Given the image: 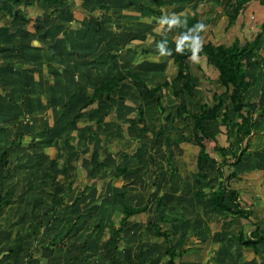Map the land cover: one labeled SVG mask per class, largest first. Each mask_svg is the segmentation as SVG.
<instances>
[{"label": "rangeland", "instance_id": "rangeland-1", "mask_svg": "<svg viewBox=\"0 0 264 264\" xmlns=\"http://www.w3.org/2000/svg\"><path fill=\"white\" fill-rule=\"evenodd\" d=\"M2 1L0 0V4ZM57 1L62 3L59 15L62 12H70L71 19L74 18V10L75 17H80L84 13L82 7L86 4L82 6V0ZM234 1L231 0L230 4H217L214 0H152L155 9L162 7L164 11L166 18L162 20L157 17L153 18L150 10L142 11L141 9L139 11V8L135 6L127 7L126 0H107L108 3L104 4L109 6L108 10L103 4H99L96 10L91 9L90 13L88 12L90 16L87 19L88 23L79 27L83 29L75 31H69L68 24L78 26V22H68L65 14L62 15L61 20L57 14L51 18L48 17L46 13L48 11L42 2L25 7L27 17L31 20L25 23L16 18L12 19L6 11L0 10V48L10 47L0 51V87L5 89V94L0 96L2 101L0 115L2 118L3 116L8 117V123L7 120L4 121L6 118L2 121L0 119V127L7 125L4 131H0V152L6 145L11 148L8 155L10 163L9 165H5L4 161L0 163V175L10 166L13 168L12 176L3 182L5 189L2 194L5 198L21 200H17L18 205L12 207L15 217L19 219L22 215L23 217L28 214L38 215L41 211V216H43L44 208L24 207L23 209L20 204L33 201L30 199L32 197L38 199V193L41 196L38 191L34 192L36 195H31V192H28L29 189L39 187L48 190L52 186L57 189L61 184L67 183L68 175L75 176L76 170L74 171L73 167H66L71 152L76 158L82 155L78 151L81 149L90 157L93 150L95 154V150L100 146L109 145L112 150H109L110 154L104 158L114 166L113 169L110 172H102L100 168L94 170L95 163L92 164L89 159L87 160L86 155L80 156L77 166L78 178L74 185L75 191L69 199L73 200L76 193L79 194L85 186H89L82 196V201L77 203L80 207L75 212L82 215L92 214L95 216L94 221L90 220L85 224L84 218L78 215L79 222L71 224L70 219L77 216L73 211V206L62 207L61 216L64 217L60 220H57L59 218L53 219L50 226L49 223H45L49 218L39 215V221L45 224L47 239L51 240L54 236L67 233L70 238L66 247L70 254L76 256L82 252L80 242H83L82 244L89 242V245H92L96 241L89 237L88 231L91 234L95 224H100L98 225L100 228L94 231L99 232L97 236L100 237V241L94 246L98 245L101 250L105 249L103 245L108 235L102 232V227H105V232L111 234L112 227L119 225L125 201L117 197L115 193L123 191L129 203H150L147 213H143L128 223L120 243V249L129 248L132 252L130 255L134 259V249L139 252L137 247L141 245H138L140 242L144 241V237L148 239L147 236H149L155 239L152 220L156 218L157 198L161 196L163 200L159 206L160 209L177 206L180 210H185L184 202L185 204L195 203V206L199 207V209L194 207V211L187 213L189 222H179L180 225L163 224L164 229L168 226H171L170 229L177 226L181 234L183 231L192 232L190 236L193 239L190 245L192 244L191 247L194 250L190 248L189 252L177 258V262L182 261V264H264V248H261V253L257 254L252 249L242 246L239 249L230 250V259L227 263L223 261L226 252L223 241L230 245L225 238L237 233L241 228L250 236L251 231L259 223L261 226L264 224V116L258 112L254 114V130L256 131L249 139L250 148L246 161L238 166L225 167L227 175L234 168L240 173V178L232 179L230 186L239 190V203L242 208V216L232 221L226 218L227 223H223L220 218L211 221V215L209 216V213L203 209L205 199L200 196L199 185L195 181L198 172L199 147L192 141V138L191 140L185 139L192 132L190 125H186L187 121H179L171 125L166 132V137L154 138L161 129V120L170 124L171 117L181 102H186L193 109H197L198 101H202L203 96L211 101L214 90H223L217 82L218 71L209 65L205 58L196 56L190 60L198 85L194 100H186L184 97L178 100L166 92L162 98L165 112L161 115L156 102L143 97L144 86L138 79L133 78L126 80L115 92L113 99L118 101L95 103L85 111L86 116L81 119L77 127L69 123L73 115L79 111L80 105L90 98L95 84L115 75H123L129 67H132L133 72L140 74L139 76L149 85L160 82L165 77L173 76L177 71L173 55L180 47L185 33L184 31L178 32L179 30H175L174 26L185 27L186 24H193L197 11L201 25L207 24L206 40L230 42L236 35H241L242 38H254L261 30L256 14L249 15L245 19L240 16L234 26L227 28L225 6H235ZM72 4L74 5L71 7ZM7 5L10 7V1ZM195 7L198 8L197 11ZM20 8L23 9L24 6L21 5ZM94 18L105 26L103 33L96 34L95 28L98 26ZM135 20L140 21L141 27H134ZM178 21L180 24L175 25ZM42 22L44 24L41 26ZM99 29L102 30L101 27ZM84 30H88L86 40L81 39L83 36L76 34L77 31ZM73 32H75L74 35H72ZM100 36L101 39H99ZM189 39L192 41L194 38L190 35ZM80 42H82L81 46L78 44ZM193 43L194 48L199 47L195 40ZM22 63L27 64L26 72H13L12 68ZM255 100L260 103L264 99L256 97ZM137 102L141 104L138 103V105ZM138 106L144 107L145 111V120L141 121L139 126L148 128L149 131L148 135L143 137L139 132V126L133 128L129 121L130 118L138 116ZM97 112L104 120L101 128L93 126L95 118L99 116ZM83 120H88V122L85 123ZM118 123L121 125L119 128ZM88 126L92 128H86ZM47 128H50L51 132H47ZM94 128L98 132L96 138L92 132ZM212 128L219 133L217 140H206V145L211 155L221 162L222 155L214 147L216 144L229 146L230 139L226 126L214 124ZM21 133L25 135L19 139L20 145L13 146V139H17ZM230 133L235 138V130ZM58 134L62 137L53 142L52 139ZM126 152L130 154L127 163L131 170L128 174L116 177L115 167L125 163L124 154ZM229 152L230 149L227 150V153ZM151 155L156 158L155 163L151 161ZM254 162L257 164L255 167ZM49 164L59 174L58 183H53L49 177L47 181L42 180ZM215 165L216 163L210 161V165L206 164L203 167L204 172L209 175L201 178L203 182L201 186L215 183L216 188L220 189L221 178L217 174ZM173 167L177 169L171 176ZM92 169L94 173L91 175ZM34 171L37 173L33 178ZM46 193L43 200L53 202L54 197ZM30 203L33 204V202ZM10 209L11 207L7 208V214L11 213ZM67 213L73 216L68 217ZM172 215L181 218V212L175 211ZM196 216L201 218L196 219ZM0 219L4 221L5 214L2 213ZM25 219L24 223H26ZM43 227L40 225V228ZM40 228L36 226L37 230ZM198 230H201L199 237L201 241H198L196 236ZM176 237V235L173 236L174 239ZM155 241L160 240L155 239ZM231 243H233L232 247L238 244L237 241ZM167 247L166 242H157L156 252L162 253ZM67 248L63 247L59 255L58 253L44 255L37 247L33 248L29 262L36 264L37 259L34 258L36 256V258H41L39 264H83L84 256L90 264H107L102 254H93L91 251H83V256L79 255L80 259L74 262L65 256ZM42 257L46 259L43 263H41Z\"/></svg>", "mask_w": 264, "mask_h": 264}, {"label": "trees", "instance_id": "trees-1", "mask_svg": "<svg viewBox=\"0 0 264 264\" xmlns=\"http://www.w3.org/2000/svg\"><path fill=\"white\" fill-rule=\"evenodd\" d=\"M8 1H10L12 7L11 5L8 7ZM36 1L42 2L45 5L44 8L48 12H44H46L50 18L59 12L60 6L62 4H60L57 0H3L0 4V10L6 11V13L11 16L12 19L16 18L24 23L26 21L30 22L31 20L27 17L25 7L34 5ZM227 1L229 3H226ZM250 1L251 0H235V6H225L227 14V28H231L237 23L240 14L245 8V5ZM214 2L217 4H230L231 0H214ZM21 5L24 6L23 9L20 8ZM139 7H141L142 11L150 10L153 17H157L162 20L166 18L162 7L155 9L149 3L145 5L140 3ZM69 20L70 18H68V21ZM94 21H97L96 25L98 26L95 28L96 34L103 33L105 30L103 23L98 21L97 18H94ZM62 22L66 23L64 21ZM193 22L194 23L192 24L191 31L188 33V37L183 41L182 45L173 55L174 62L177 65V71L173 76L165 77L164 80L156 82L153 85H149L145 79L139 76L140 74L138 75L137 72H133L132 67H129L125 74L119 76L115 75L107 80L103 79L101 82L95 84L94 88L91 90L90 98L85 100L80 105L79 111L73 115L71 120H69V123L71 126L77 127L78 123L81 122V119L86 116L85 111L95 103L116 101L117 99H113L115 92L126 80L133 78L138 79L140 84L144 86L145 92L142 93L143 97L145 99L155 101L161 115L165 112L162 98L166 92L178 100L181 97L186 98V100H194L197 95L196 90L198 85L194 78L190 60L196 56L205 58L206 62L218 71L217 82L220 87L223 88V90H214L211 101H208L203 96L202 101H198L197 109H193L186 102H181L179 108L176 109L175 114H173L171 117L170 124L164 123L161 120L162 128L155 134L154 138L157 139V137H166V132L169 130L171 125L173 126V124H176L179 121H187L186 125H190L192 132L191 135H189V137H185V139L191 140L192 138V141H194V143L199 147V151L197 153L198 172L196 174L195 181L199 185L200 196L205 199V201H203V209L206 213H209V216L211 215V221H213V219L220 218L223 220V223H227L228 221L226 220L228 218H230L229 221H232L237 217L240 218L242 216V208L239 203V190L230 186V181L234 178H240V173L234 168L227 175L225 172V167L228 165H232V167L236 165L238 166L246 161L250 148L249 139L256 131L254 130V114L255 112H258L261 114V116H264V100H262L260 103H257L255 100L256 97H263L264 99V23L261 25V30L258 31L252 39L242 38L241 35H236L230 42H214L213 40L205 39L207 24L205 23L204 25H201L198 11ZM99 27H101L102 30L99 29ZM86 34L87 32H82L83 39L87 37ZM190 35L194 38L192 41L189 39ZM99 39H101V36ZM194 40L195 43L199 45V47H193ZM9 48L10 47L6 46L4 48L1 47L0 51L7 50ZM84 48L86 47L84 46ZM83 56H85V53ZM26 65L27 64L25 63L17 64L12 68L14 70L13 72L16 71L25 73ZM4 94L5 89L0 87V96ZM70 99H72V96H70ZM0 103H2L1 100ZM138 103L139 102H137V104ZM0 107H2V105H0ZM137 112L138 116L130 118L129 120L131 122L130 125L133 128L135 126H139L141 121L145 120L144 107L138 106ZM97 115L99 116L95 118L93 126L95 127L96 125V127L101 128L103 126L104 120L101 119V114L99 112H97ZM0 119L1 121L4 119L5 122L7 120L8 123L7 116H3L2 118L0 115ZM214 124H216V126H226V132L230 139L229 146L216 144L214 147L215 150L222 155L221 162H218L211 155L206 145V140H217L219 133L212 128ZM89 126L86 128L91 129L92 127ZM120 126L121 125L119 124L118 128ZM6 127L7 125L1 126L0 131H4ZM47 129V132H51L50 128ZM139 130L141 135H148L149 133L148 128H142L139 126ZM232 130H235L236 132L235 138L232 137L230 133ZM92 132L93 136L96 138L98 134L96 128H94ZM24 135L25 134L21 133L17 139H13L12 145H20L19 139L23 138ZM61 137L62 136L58 134V136L52 140L54 142V140H59ZM10 149L11 148L7 145L2 148L0 152V163L4 161L5 165H9L10 160L8 155L10 153ZM228 149H230L229 153H227ZM109 150H112L109 145L100 146L95 150V154L93 153L92 157L90 158L92 164L95 163L93 165L94 170L95 168H100L102 172H110L113 169L114 166H112V164L104 158L110 154ZM78 151L81 154L84 153L81 149ZM124 156L125 163L123 165L119 164L115 167L117 171L116 177L127 174L131 170L129 164L127 163L130 159V154L126 152ZM69 157L70 158L67 160L66 167H73L74 171L77 170L79 161L78 159L80 157L77 156L78 158H75V154L72 152L69 154ZM150 159L153 161V163H155L156 158L153 155L150 156ZM210 161L216 163L214 167L217 171V174L221 178L219 183L220 189L216 188L215 183L209 186H201L203 183L201 178H206L209 175V173L204 172L203 167L206 164L210 165ZM256 165L257 164L254 162L253 166L255 167ZM93 169L91 170V175L94 173ZM176 169V167L172 168V172L170 174L171 176L174 175ZM55 170L56 169H54L53 166H50L49 164L46 170V175L42 176V180L47 181L49 180L47 177H49L53 183H58L59 174ZM12 172L14 171L10 166L6 171L1 173L0 186H2V191L5 189V186H3L4 180H6L8 177L10 178L13 174ZM36 173L37 172L35 171L32 173L33 178L36 176ZM77 178V173H75L74 177L68 175L66 178L67 183L60 185V187L63 186V191L61 193L57 191L58 189L56 190V188H54L55 186H52L48 191L46 190L49 195L54 197L53 199L55 207L52 208L53 218L59 212L60 208L64 206L72 207L81 199H83L82 196L87 192L89 186H85V188L81 190L79 194L76 193L72 198L73 200L71 203H68L67 201L72 197V194L75 191L74 185ZM2 191L0 192V209L13 200V198H5L2 194ZM115 195L123 199L125 202L123 204L122 217L119 221V225L112 227V233L107 240V243L109 244L108 246H110L109 249L112 251L110 254V261L114 259V251L120 249V243L128 223L137 219L143 213H147L150 208L149 202H143L140 204L127 202L126 194L123 191L116 192ZM162 200L163 199L161 196L157 198V214L156 218L152 220L153 234L158 238H162L168 245L167 250L160 258L161 264H176L177 258L182 257L184 254L189 252L190 248H180V245L177 244L179 238L176 241L172 239V235L177 232V229H164L163 224L168 223V216L174 214L175 211L181 212V218L187 220V218H189L187 213L194 211V207H187L185 210H180V208L177 206L173 208L168 207L165 209H160L159 206L162 203ZM172 220L173 222H178L180 219H170V222ZM34 225L40 228V225L43 226L44 224L40 221ZM98 225L100 224H95L94 228H92V230H94L91 234H93L96 229L100 228ZM69 238L70 237H68V234L65 233V235H62L59 239H53L48 244V246H64L66 245ZM225 240L229 242L237 241V243L243 247L247 249H253L254 252L258 253L259 245L264 243V227H262L259 223L256 228L251 231L250 236H248L244 229L241 228L237 233L231 234L228 236V238H225ZM85 246L86 244L84 243L81 245V248L84 249ZM138 250L139 252L134 256L137 262L135 261L134 263L131 259V255L128 254L126 258H128L129 262H133V264H140V262L144 261L148 249L140 245ZM10 252L13 253L14 250H11ZM76 259H80V256H78Z\"/></svg>", "mask_w": 264, "mask_h": 264}, {"label": "crops", "instance_id": "crops-1", "mask_svg": "<svg viewBox=\"0 0 264 264\" xmlns=\"http://www.w3.org/2000/svg\"><path fill=\"white\" fill-rule=\"evenodd\" d=\"M106 1L107 0H85V1L82 0L81 1L82 2L81 5L84 6L86 4L85 7H82L81 6L83 8V10H84V13H82L81 14L82 16H80V17H78V16L75 17L76 16V12L74 10V12H73V15H74L73 17L74 18H71L68 22L74 23L76 21V22H78V26L77 25L76 26H73L74 24H68L69 27H70L69 31H75V30L83 29V28H79V27L83 26L84 23H85V25H86V23H88V20L87 19L90 17L89 16V13H90L89 11L91 9L96 10L99 7V4H103V6L106 7V9L108 10L109 9L108 8L109 6L107 4H104V3H108ZM151 1L152 0H126L125 3H126V6L127 7H134L135 6V8H139V11H141V8L139 7L140 6V3H143L144 5L147 4V3H149L153 8H155V6L152 4ZM37 3H39V2H37ZM73 5L74 4H72L71 7ZM158 8H161V7H158ZM195 8H197V7H195ZM115 13H117V12H115ZM64 14L66 15L65 17L68 20V18H70V13L69 12H67V13L62 12L60 15L57 13V16L61 20L62 19L61 17ZM253 14H256L257 15V18H258L259 24H260V28H261L262 27L261 26L262 23H264V0H251L250 2H248L245 5V8L242 11V13L240 14V16H242L243 19H245V17H248L249 15H253ZM240 16H239L238 19H240ZM155 19L157 20V18H155ZM155 19H153V21H155ZM64 21H66V20H64ZM178 22H176L175 25L180 24V21H178ZM43 24H44V22L41 23V26ZM133 24H135L134 27H139V26L141 27L140 21H136L135 20L133 22ZM176 27H177V29H176ZM185 27L184 26L183 27L182 26H174L175 30H179L178 32H182V31L185 32L184 35H183V41L186 40V38L188 37V34L187 33L191 31L192 24H190V25L189 24H186ZM82 32L83 31H77L76 34L78 36L79 35L82 36ZM84 32H87L86 36H88V30H84ZM74 34H75V32L72 33V35H74ZM81 39H83V38H81ZM84 39L86 40V37ZM183 41L181 42L180 46L182 45ZM81 43L82 42H80L78 44L81 46L82 45ZM82 53H84V52H82ZM112 119L113 118H111V120ZM83 121L85 123L88 122L87 120H83ZM112 121H114V120H112ZM160 124H161V128H162V122H160ZM115 125H117V122L116 121H115ZM143 136H145V135H142V137ZM93 153H94V150H93ZM83 154L86 155V153H83ZM90 155H91L90 157L86 155L87 156V160L88 159L90 160V158L92 157L93 154H90ZM257 159L259 161V158L258 157H257ZM76 173H78V169L76 170ZM126 176H128V175H126ZM28 188L29 187L27 186V190H28ZM54 188H56V187H54ZM57 189L56 190L59 191V193H61V191H63V188L62 187H58ZM46 190L47 189H40L39 187L29 189L28 192H31V195H36V194H34V192L38 191V192L41 193V196L38 193L37 194V196L39 197L38 199H34V197H32L30 199H33V201H29L28 202V201L25 200L26 202H22L20 204L23 207V209H24V207H26V208L27 207H33L34 209H36V208H44L43 216H41V213H42V211H41L40 213H38V215L37 214H35V215H29L28 214V216H25V217H23V215H22L18 219L17 217H15V215H14L15 213H14L13 208H12L15 205L16 206L18 205V204H16L18 199H14V198H13V200L10 203L4 205L0 209V216H1L2 213L5 214L4 221L0 219V264H32L31 262H29V260L31 261V257H32V253H33L32 252V249L33 248L36 249V247H37V249H39L40 251H42V253L44 255H48V254L54 255L55 253H58V255H59V253H60L59 251L62 252L63 251V247L67 248L66 246H67L68 241H67L66 245H64V246L49 247L48 244L53 239H59L62 235L59 234L57 236H54L53 239H51V240L50 239H47L46 234H48V233H45L46 232L45 224L43 225L44 227L43 228H40L39 230H37L36 229V225H34L35 223L40 222L39 221L40 218H38L39 215H40V217H45V218L48 217L49 218V220L45 221L46 224L49 223V226L53 223V219L54 218L55 219L59 218L57 220H60V219H62V217H64V216H61V208H60L59 212L53 218L52 208L55 207V204H54V200H53V202L43 200V196L44 197L46 196V194H47L46 192L49 189L47 191ZM1 191H2V186H0V192ZM140 195H141V197H144L143 194H140ZM6 198H8V197H6ZM178 200H180V199L178 198ZM18 201H21V200H18ZM67 201H68V203H71L72 202V200H70V201L67 200ZM80 201H82V200H80ZM30 202H33V204L30 203ZM177 204L179 205V203H177ZM183 206H184L185 209L187 207H195V209H199L198 206H195V203H190V202H187V204H185V202H184V205ZM8 207L9 208L11 207V209H10L11 210V213L9 212L7 214L6 211H7V208ZM64 207H67V206H64ZM73 207H74V210L73 211L75 212L76 209L80 207V204H75ZM67 208H69V207H67ZM34 213H35V211H34ZM67 215H68V217L69 216L70 217L73 216V214L70 215L69 213H67ZM78 215L81 218H84L83 219V222L85 224L89 223L88 221H90V220H93L94 221V218H95V216L94 215L92 216V214H89V215L88 214H83V215L82 214H77L76 217H73V218L70 219L71 224H75V223L77 224L79 222ZM90 216H92V217H90ZM13 217H14V219H13ZM198 217H200V216H196V219ZM24 218H26L25 219L26 223H24ZM175 218H179V217H175L173 215L168 216L169 221L166 224H176V225H180L181 223H179V222H189L190 221L189 218H187V220H184L183 218H179L180 220H178V222H173V220L170 222V219H175ZM181 219H182V221H181ZM19 224H21L20 227H19ZM170 227L171 226H168L167 228H170ZM262 227H264V224H263ZM102 229H103L102 232L104 234L106 233L108 235V238H109L111 234H108V232H105L104 231L105 227H102ZM173 229H177V232L174 233L172 236L176 235L179 238V241H177L178 243L177 242H175V243L179 244L180 245V248H188L189 247V248H191V250H194L191 247L192 244L190 245V241L193 239V237L190 236L192 232L191 233H186V232L183 231V233L181 234V233H179L180 231L178 230L177 226L175 228H173ZM102 232H101V234H102ZM98 233L99 232H94L93 234H90L89 231H88L89 237L94 238L93 240H96V241H94L92 245H89V242H84L86 245H88V247H86L84 249L81 248V251L82 252H80L76 256H73L72 254H70L69 249L67 248L66 254H65V256L67 257V259H70V260L72 259L75 262V261H78L76 258L79 255L80 256H83V251H86V252L91 251V252H93V254H99V253L102 254L106 258L105 260H106L107 264L108 263L109 264H129V263H132L133 264V262L135 263V259L133 257H131V259H132L133 262H129L128 261V258H126L128 254H131L132 255L131 250L129 248H127L126 246H125L126 247L125 250L119 249V250L114 251V259L112 261H110L109 259H110V254L112 253V251L109 249L110 246H108L109 244L107 243V241L105 243L106 244V247H105V244L103 245V247H105V249H103V250H101V247L98 246V245H97V247L94 246V244H97V243L99 244V241H100L99 240L100 237L97 236ZM196 236L198 237V241H201V238H199L201 236V230H198V232L196 233ZM147 237H148V239L147 238L145 239V237H144V241L143 242H140L138 244V245L141 244L144 248H148V251H147V254H146L145 258H144V261L143 262H140V264H161L160 258L162 257V255L164 254V252L167 250V248L162 253H157L156 252V243L157 242L158 243L159 242L160 243H165V242H163V240H161L162 238H158L156 236H155V239H157V240L159 239L160 241H157L156 242L155 239H153V238H151L149 236H147ZM177 237L175 239L172 237V239L174 241H176L178 239ZM86 240L89 241L88 239H86ZM124 242H126V241H124ZM147 242L149 243V246L148 247H147ZM80 243L82 245L83 242H80ZM35 244H36V247H35ZM223 244H224V247H225V250H226V252L224 254V257H223L224 258L223 261H226L225 263H227V261L230 259V250L239 249V247H241L242 245L235 244V245H238V246H235L234 245L232 247L233 243L230 242V245H228L227 242H224V241H223ZM139 247H137V248H139ZM261 248H264V243H262V244L259 245V251H258L257 254H260L261 253ZM220 249H221V252H222L223 249L222 248H220ZM11 250H14V252L11 253L10 252ZM195 250H197V249H195ZM134 251H135V254L138 253L135 249H134ZM223 253H224V251H223ZM34 258L37 259V263L36 264H39L41 258H39V257L36 258V256ZM45 261H46V259L44 257H42V262L41 263H43ZM82 263L83 264H90V261H88V259L85 260V258L83 256ZM178 263L179 262H177V264ZM179 264H182V261Z\"/></svg>", "mask_w": 264, "mask_h": 264}]
</instances>
